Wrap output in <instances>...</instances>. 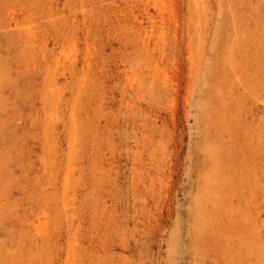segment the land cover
I'll list each match as a JSON object with an SVG mask.
<instances>
[{
	"label": "rangeland",
	"instance_id": "1",
	"mask_svg": "<svg viewBox=\"0 0 264 264\" xmlns=\"http://www.w3.org/2000/svg\"><path fill=\"white\" fill-rule=\"evenodd\" d=\"M6 1L16 19L0 17V264H224L222 247L196 238L198 198L216 183L207 150L238 146L224 117L230 134L264 132L255 106L213 101L229 0H208L200 27L194 0Z\"/></svg>",
	"mask_w": 264,
	"mask_h": 264
},
{
	"label": "bare ground",
	"instance_id": "2",
	"mask_svg": "<svg viewBox=\"0 0 264 264\" xmlns=\"http://www.w3.org/2000/svg\"><path fill=\"white\" fill-rule=\"evenodd\" d=\"M4 1L7 2L6 0H0V17L5 15ZM194 1L199 11L198 18H200L196 23L200 27L202 20L207 16L205 13L201 14L200 10H207L205 5L208 4V0ZM228 2L230 6L227 8L229 9L228 13L225 12L227 15L224 19V29L227 32L233 30H231L230 40L227 41L224 52L219 55L220 65L222 66L219 65L215 69V76L221 80L218 81L216 90L218 88L220 91L223 90L222 97L217 94L213 101L217 104L220 101V103H223L228 98H233L234 95L235 98L237 97L235 101L237 113L243 111L242 106L247 107L249 104L250 110H253L255 106L258 110L252 116L255 122L260 121V123H257L258 130L261 125L264 128V86L263 83H259V81L264 80V0H229ZM5 11H7L6 18L8 20L16 19L14 18L15 14L10 9L6 8ZM191 56L194 57V53H191ZM6 81L4 79L3 82H0V91H4L3 83ZM208 109H205V113L208 115L213 114V107L211 106L210 110ZM246 113L248 114L249 110ZM255 115L259 117L256 119ZM228 120L224 117L222 123H225L226 130H223L228 132L230 137L237 136L239 144L233 148L227 146L226 143L225 145L222 143V146L220 144L219 146L209 147L207 150L208 160L215 165L211 176L216 179V183L211 186L205 200L202 198L200 203L198 198L196 207L199 222L202 226L199 227L196 238L204 244L206 251H216L218 247H222L221 250L227 252L226 257H228L225 262L223 261L224 264H233L230 258L241 262L244 261V258L249 260L251 257L256 260L254 264H264V234L261 228L257 226L261 217V205L255 204L262 197L260 186L262 184L261 179H263L255 148L258 147V140L264 132L259 130L256 133L249 130L247 134V126H242V130L235 127L237 133L230 134L234 130L232 127L235 125ZM246 120L249 119L246 118ZM239 121L242 120H237V122ZM228 122L229 127L227 128ZM224 150L227 152V163L233 172L229 176L220 172V167H222L220 165L226 163L224 160V163L220 161L223 158L221 156ZM238 151L240 152L238 153ZM236 153L239 155L237 158L234 156ZM229 161L234 162L235 165L229 163ZM233 178L235 179L233 180ZM257 193H260V195ZM2 208L4 210V207ZM35 230L38 231L37 238L48 237L49 233L41 232L40 227H36ZM43 241L45 240L43 239Z\"/></svg>",
	"mask_w": 264,
	"mask_h": 264
}]
</instances>
